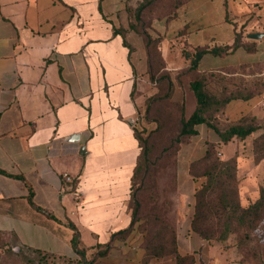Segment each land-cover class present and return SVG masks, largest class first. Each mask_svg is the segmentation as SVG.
Returning a JSON list of instances; mask_svg holds the SVG:
<instances>
[{"label": "crops", "instance_id": "crops-1", "mask_svg": "<svg viewBox=\"0 0 264 264\" xmlns=\"http://www.w3.org/2000/svg\"><path fill=\"white\" fill-rule=\"evenodd\" d=\"M141 1L0 0V232L11 235L16 248L78 258L71 223L92 264H144L137 234L111 238L130 225V178L139 154L133 129L157 93L142 37L129 28L128 9ZM263 28L264 0H189L175 18L154 20L147 32L160 39L168 71V57L230 45L242 29V40L256 52L239 48L199 58L198 70L215 71L264 62V41L245 39ZM187 63L183 59L181 67ZM172 100L184 101L186 115L194 109L187 86L175 85ZM263 112L264 92L231 102L225 117ZM205 134L200 129V138ZM65 173L73 178L72 190L61 180ZM182 212L176 209L175 230L184 238L178 254L191 257V264H222L218 245L190 233L191 211ZM96 245L110 248L96 257Z\"/></svg>", "mask_w": 264, "mask_h": 264}, {"label": "trees", "instance_id": "trees-1", "mask_svg": "<svg viewBox=\"0 0 264 264\" xmlns=\"http://www.w3.org/2000/svg\"><path fill=\"white\" fill-rule=\"evenodd\" d=\"M187 1L189 0H142L135 8L128 9L129 28L142 37L147 54L149 80L157 89V93L146 100L144 111L137 122L148 121L152 118L156 127L151 134L145 137L142 136V132L136 128V125L133 129L139 154L130 178V225L127 229L113 234L111 238L132 232L135 225L142 220L140 197L147 177L150 154L153 150L151 137L161 132L163 123L169 116L164 111V105L170 104L175 85L183 87L180 83L182 75H186L184 87L187 86L193 95L194 109L189 115H186L184 101H174L178 115L175 118L176 132L172 143L179 147L181 143L194 138L201 141L203 146L202 154L192 158L187 164V174L195 185L192 194L189 232L195 234L205 243L223 242L229 234L255 230L264 224V188L259 189L258 197L252 204L242 208L238 189L237 159L239 156L235 152L229 158L221 159L218 153V147L221 145L233 141L245 142L250 139L254 164H258L264 159L263 122L250 113L241 114L234 120H228L225 117V109L231 102L238 100L247 102L260 97L264 92V85L261 89L253 92L241 89L237 85L230 87L231 83H220L228 81L227 77L238 75V69L248 68L252 64L226 67L215 71H200L198 70L199 59H197L198 56L204 55L227 56L239 48L247 53H255V45L242 40L243 32L240 29L234 33V39L230 45L195 48L193 51L183 49L181 56L188 63L172 79L168 71L165 70L164 61L158 50L160 39H152L147 30L151 28L154 20L167 23L175 18L178 8ZM180 72H182L181 76H178ZM261 74L264 75V72ZM209 82L213 86H219L218 94L209 90L207 87ZM200 129L209 133V135H203L204 140L200 138L202 136ZM259 130L261 133L254 135ZM211 135L215 137V140H212ZM27 199L33 206L30 197ZM37 210L40 209L37 208ZM151 219H157L158 222L161 220L162 234L158 235L156 239L162 243L154 246L153 239L144 240L143 263L148 264L152 258L174 256L175 264H191V257L181 256L177 252L181 234L176 233L175 224L172 228L158 214L154 215L153 213L147 215L144 221L148 224ZM67 226L73 231L70 245L78 258L65 259L32 248H24L53 259H61L75 264H92V261L86 258L87 248L80 245L79 234L75 227L71 223H68ZM166 231L170 233L168 239L165 238ZM7 236L13 238L11 235ZM166 240L168 241L166 242ZM14 242L16 244L15 239ZM95 248L99 249L95 252V256L103 257L107 254L110 246L96 245Z\"/></svg>", "mask_w": 264, "mask_h": 264}, {"label": "rangeland", "instance_id": "rangeland-1", "mask_svg": "<svg viewBox=\"0 0 264 264\" xmlns=\"http://www.w3.org/2000/svg\"><path fill=\"white\" fill-rule=\"evenodd\" d=\"M261 27L262 24L259 25V28ZM168 60L169 67L172 68L168 70V73L174 79L176 74L184 68V66L181 67L183 57L178 53L168 57ZM164 66L166 68L165 62ZM262 72H264V62H256L248 68L238 69V75L227 77L228 81L220 83H231L230 87L237 85L241 89L255 92L264 85ZM181 73L178 76H181ZM184 80H186V75H182L180 79L183 86L181 89H184L186 85ZM207 87L215 94H218L220 90L218 85L213 86L210 82ZM164 111L169 116L165 119L161 132L151 137L153 150L150 154L146 172L147 177L140 197L142 220L135 225L131 232L138 235L140 239L139 248L142 250L144 240L146 241L148 238L153 239L154 246L162 243V241L156 239L158 235L162 234L161 220L158 222L157 219H151L147 224L144 221L147 215L151 213L158 214L165 223L167 222L173 228L176 223L177 208H180L185 215L192 210V194L195 185L187 174V164L192 158L200 156L203 150L201 141L194 138L181 143L179 147L173 144L172 140L176 132L175 118L178 115V109L175 107L174 101L171 100L169 105L165 104ZM260 115L259 121L264 122V112ZM155 127L156 124L152 121V118L148 121L141 120L136 124V128L142 132L143 137L151 134ZM210 137L215 140L213 135ZM235 152H237L238 158H243V161L239 163L238 189L240 206L246 208L257 199L259 189L264 188V159L255 164L254 169L250 168L251 164L254 163L250 139L245 142L233 141L226 146L218 147L221 159H227ZM169 235L170 233L166 231L165 238L168 239ZM183 240V234L181 233L179 235L180 245H182ZM213 243L218 245L220 254L226 257L222 264H264V224H261L255 230L229 234L223 242L213 241ZM16 247L13 238L0 233V264H75L74 262L41 256L24 247Z\"/></svg>", "mask_w": 264, "mask_h": 264}, {"label": "water", "instance_id": "water-1", "mask_svg": "<svg viewBox=\"0 0 264 264\" xmlns=\"http://www.w3.org/2000/svg\"><path fill=\"white\" fill-rule=\"evenodd\" d=\"M245 39L250 40V41H264V28L262 31L248 32L245 35ZM199 58L200 57L198 56L197 59ZM263 126H264V122H263Z\"/></svg>", "mask_w": 264, "mask_h": 264}, {"label": "built area", "instance_id": "built-area-1", "mask_svg": "<svg viewBox=\"0 0 264 264\" xmlns=\"http://www.w3.org/2000/svg\"><path fill=\"white\" fill-rule=\"evenodd\" d=\"M61 180L63 181V183L69 187V189L72 190V185H73V178L68 175V174H62L61 176ZM74 192V191H73Z\"/></svg>", "mask_w": 264, "mask_h": 264}]
</instances>
